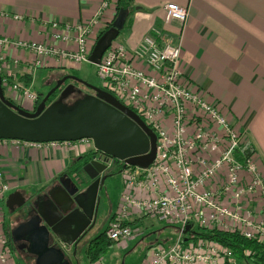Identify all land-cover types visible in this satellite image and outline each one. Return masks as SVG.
<instances>
[{
    "label": "built area",
    "instance_id": "1",
    "mask_svg": "<svg viewBox=\"0 0 264 264\" xmlns=\"http://www.w3.org/2000/svg\"><path fill=\"white\" fill-rule=\"evenodd\" d=\"M114 1L103 0L95 17L78 24L44 22L50 29L45 43L0 36V50L31 51L35 56L32 68L45 67L52 58L59 66L78 68L89 62L97 39L105 32L100 28L108 23L105 12ZM0 16L8 18L6 12ZM189 16V7L165 5L166 24L184 25ZM15 19L22 21L24 16L16 15ZM0 61L3 74L8 65L3 64L2 55ZM97 70L102 89L134 110L157 135L156 158L148 168L132 167L109 157L100 161L106 171L119 165L125 180V192L105 237L118 245L126 243L134 235L130 224L134 215L153 216L174 226L179 233L177 240L156 246L142 264H226L233 258L229 248L215 241L193 239L194 224L264 244V172L257 150L220 106L186 78L182 46L154 29L133 51L112 45ZM3 84L12 92L9 98L16 105L35 111L36 94L10 83L6 76ZM26 103L31 106L25 107ZM6 141L38 148L68 143L0 140ZM79 142L97 152L92 140ZM11 190L0 163V264H18L4 231L1 208ZM188 225L192 231L186 234Z\"/></svg>",
    "mask_w": 264,
    "mask_h": 264
},
{
    "label": "crops",
    "instance_id": "2",
    "mask_svg": "<svg viewBox=\"0 0 264 264\" xmlns=\"http://www.w3.org/2000/svg\"><path fill=\"white\" fill-rule=\"evenodd\" d=\"M102 1L0 0V15L2 12L8 14V18L0 16V36L13 41L45 43L50 29L44 22L78 24L95 17ZM169 3L189 7L190 16L184 25L178 22L166 24L165 5ZM116 5L117 0L105 12L104 18L108 23L100 28V32L112 26ZM16 15L24 16V20H16ZM154 29L163 32L166 40L182 46L186 78L202 89L208 100L217 103L236 128L246 133L257 150L258 164L264 172V0H135L120 33L122 40L119 45L133 51ZM0 55L5 57L3 64L8 65L3 75L37 96L40 93L32 87L38 70L48 69L51 76L79 68L59 66L55 58L50 59L45 67L32 68L35 56L24 49H1ZM25 75H31L30 84L19 80ZM52 83L46 84L51 86ZM30 106L25 104V107ZM91 150L81 142L38 148L6 141L0 142V163L12 186L10 193L20 192L28 202L37 205L40 198L57 187L71 190L78 184L81 191L86 189L90 180L84 172L78 182L69 177L58 178ZM102 189L103 186L99 192L100 203ZM121 198L118 205L110 210L107 223L118 211ZM6 202L7 199L2 203V211ZM9 213L7 219L4 215L3 223L7 235L11 223L25 221L29 217L22 210L19 215V212ZM142 218L134 215L130 224L135 228ZM119 246L125 248L126 243ZM226 264H232V258Z\"/></svg>",
    "mask_w": 264,
    "mask_h": 264
},
{
    "label": "water",
    "instance_id": "3",
    "mask_svg": "<svg viewBox=\"0 0 264 264\" xmlns=\"http://www.w3.org/2000/svg\"><path fill=\"white\" fill-rule=\"evenodd\" d=\"M129 9L120 10L112 26L97 39L89 63L101 64L104 54L124 29ZM68 79L88 85L96 92L70 104L73 92L69 85L58 99L47 105L51 95ZM7 87L0 75V140L36 143L79 142L90 139L96 149L109 158L132 167L148 168L156 158L157 135L131 108L102 88L94 87L73 76H66L43 99L34 112H29L7 97ZM90 183L84 191L57 187L40 198L37 205L20 193L8 196L6 206L11 213L28 207L29 215L20 227L31 244L35 264H73L67 250L78 242L96 223L99 192L108 174L106 165L93 159L83 167ZM33 210V213L30 211ZM192 231L188 225L185 233ZM16 240L15 233L12 234ZM58 240L60 243H54Z\"/></svg>",
    "mask_w": 264,
    "mask_h": 264
},
{
    "label": "rangeland",
    "instance_id": "4",
    "mask_svg": "<svg viewBox=\"0 0 264 264\" xmlns=\"http://www.w3.org/2000/svg\"><path fill=\"white\" fill-rule=\"evenodd\" d=\"M121 40L122 36L120 35L113 45H119ZM38 71V76L32 89L40 94H48L52 89L50 87L65 75L76 77L94 87H101V80L98 76L97 66L89 62L82 64L78 69H67L63 71V73H54L51 76L48 69H40ZM46 83H52V85L50 86ZM6 89L7 97H11L12 92L10 89ZM79 99L80 98L74 94H71L67 99V102L72 104ZM31 111L33 112V110ZM106 172L108 173V178L106 179L102 192L100 193L101 203L98 201V208H100L96 217V225L88 232L74 250H69L73 251L68 253V257L73 264H93L86 256L89 243L105 230L108 224L107 220L110 210L118 205L121 196L125 192L123 170L115 165ZM9 194H7V198ZM19 210H21V208ZM3 213L6 216V219L8 215H10L6 203L3 208ZM141 217L143 218L134 228L133 237L126 241V247L122 248L119 245L111 247L102 259L101 264H142V262L149 257L152 248L159 244L170 245L177 240L179 233L174 226L168 225L153 216L142 215ZM193 232H200L199 224H194ZM14 259L21 264H27L23 260H19L16 255H14ZM232 264L259 263H256L254 260L247 261L243 258L233 257Z\"/></svg>",
    "mask_w": 264,
    "mask_h": 264
},
{
    "label": "trees",
    "instance_id": "5",
    "mask_svg": "<svg viewBox=\"0 0 264 264\" xmlns=\"http://www.w3.org/2000/svg\"><path fill=\"white\" fill-rule=\"evenodd\" d=\"M134 5H135V0H117L116 18L120 10L122 9L131 10L134 7ZM0 75H2V78H5L3 74ZM8 79L10 83H14L11 77H8ZM19 80L30 84L31 75L30 76L25 75L24 77H21V79ZM46 95L47 94L38 95V102L34 110H36V108L40 105V103L43 101ZM58 97H59V91L57 90L51 95L47 105L56 101ZM10 100L15 103V101L12 100L11 98ZM90 152L91 153L83 156L82 160L76 166L70 168L65 173V175L59 177L58 179L60 180L63 177H69L76 182L80 181L81 178L80 176L81 173H83L84 165L90 162L95 155L97 156L98 154H100V153H96L94 150H91ZM194 235L195 236L193 237V239L202 238L208 241H215L220 245L229 248L233 252V257L243 258L246 259L247 261L254 260L256 263L264 264V244L258 243L257 241L246 239L245 237L237 233L222 232L218 230H208L202 227L200 228V232L194 233ZM113 245H116V243L108 240L105 237V232H102L100 235H98L95 239H93L89 243V246L86 251V256L91 263L98 264L100 261H102V259L105 257V255L108 253V251L111 249Z\"/></svg>",
    "mask_w": 264,
    "mask_h": 264
},
{
    "label": "flooded vegetation",
    "instance_id": "6",
    "mask_svg": "<svg viewBox=\"0 0 264 264\" xmlns=\"http://www.w3.org/2000/svg\"><path fill=\"white\" fill-rule=\"evenodd\" d=\"M66 76H69V75L63 76L61 79H59L54 84V86H56ZM69 85H72L73 86V92H72V94H74L75 96H77L80 99H82V98H84L86 96H95L96 95V92L94 91V89H92L88 85L84 84L83 82H80V81H77V80H74V79H72V80L71 79H68L64 83H62L61 87L58 89L59 95ZM54 86L52 87V89L54 88ZM100 88H102V87H100ZM96 159L98 161H104V160L108 159V156L103 155V154L100 153V154H98L96 156ZM27 209H28V207L21 208V210L23 212H24V210H27ZM21 210H17V212H19L18 215L20 214ZM30 211L33 213V210H30ZM17 212L15 211L12 214H16ZM24 222L25 221L17 220L16 223H14V224L11 223L10 224L9 233H8L9 243H10V246L12 248V251H13L14 255H16L17 257H19L20 259H22V260H24L26 262L29 261L31 263V262H35V256L31 252V244L28 241V238L23 233V231H20V227L22 226V224H24ZM88 232H87V234H88ZM13 233H15L16 240L12 236ZM81 241H79L78 244ZM54 243H57L58 244L60 242H58V240H55ZM75 247H72L71 249L74 250ZM66 253L67 254L69 253L68 250H67Z\"/></svg>",
    "mask_w": 264,
    "mask_h": 264
},
{
    "label": "bare ground",
    "instance_id": "7",
    "mask_svg": "<svg viewBox=\"0 0 264 264\" xmlns=\"http://www.w3.org/2000/svg\"><path fill=\"white\" fill-rule=\"evenodd\" d=\"M60 23V22H59Z\"/></svg>",
    "mask_w": 264,
    "mask_h": 264
}]
</instances>
